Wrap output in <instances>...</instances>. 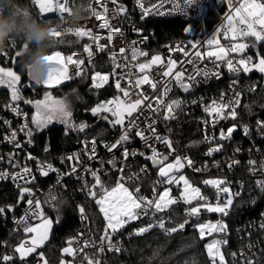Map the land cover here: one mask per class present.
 Here are the masks:
<instances>
[{
  "label": "built area",
  "instance_id": "1",
  "mask_svg": "<svg viewBox=\"0 0 264 264\" xmlns=\"http://www.w3.org/2000/svg\"><path fill=\"white\" fill-rule=\"evenodd\" d=\"M240 2L241 0H232L234 6H239ZM260 2L264 3V0H260ZM90 3L92 8L99 11L104 16V19L108 20L112 28H119L123 35L115 34L111 43H109L107 39L109 29L100 27L103 19H97L92 13L88 14L81 21L80 27H83L85 30L90 29L94 36L101 37L99 44L105 47L103 51H100L97 48V44L89 37L79 38L82 40L81 48L67 54L66 57L75 53L74 59L84 60V64L81 66L83 71L81 75L77 76L76 72L78 69L76 66L68 65V75L71 79L67 80L73 81L88 74L91 87L95 91L105 89L111 80H113L114 89L117 90L115 85L118 79L121 87H129V78L135 80L142 75L135 65L150 61L154 55H160L164 63L153 66L146 72L150 79L157 83V88L153 90L148 84H143L139 89L133 87L131 88L133 93L131 98L133 100L136 99L135 93L139 91H143L149 97L155 98L167 86L170 88V91L163 96L164 102L168 103L178 100L181 101V105L176 109L174 119L164 120L163 108H161L159 113L154 114L146 107H142L139 112L134 113L132 118L125 117L124 126L118 125L120 126V131L113 139L103 141L99 145L96 144L95 155L92 159H89L88 152L91 148L92 140L77 142V147L74 150H70L55 158H49L48 154L50 150L39 151L38 143L35 140L36 125L32 123L29 110L25 109L18 100L13 101L11 99L7 102L0 95V173L7 172L9 174L7 177L0 179V185H10L20 191L23 187L31 190V195L26 193L23 199L20 200L19 198L18 205H11L10 209L7 206L8 211L5 210L4 213H0V228L7 227L6 239L0 240V264L5 263L2 260V257L5 255L13 257L12 260H16L22 264H44V259L36 255L22 260L19 254L14 251L15 247L30 235V233L24 232V224L18 223L21 221V218L27 215V224L29 225H35L41 221L30 211L28 200L32 199L34 202L40 201L41 210L45 217V209L59 202L61 193L67 184L77 181L91 182L94 180L91 171H97L100 178L114 174L117 176V181L123 175L125 184L128 186L137 185L132 189L135 190L136 187H139V194L149 199L153 198L154 193L152 192L150 196H147L143 189V182L148 177L154 178L157 193L162 192L166 187H170L172 188V195L174 197H176L175 195H179L180 186L176 183H159L161 177L158 175V168L153 169L151 165L145 162L144 165L136 167L140 158L152 155L151 148L146 146L144 140L135 135L137 128H133L128 133V140L117 145L112 151L108 150L111 145L116 144L120 140L124 130L129 127L130 119L137 121L138 128L145 130L146 136H151V133L147 131V125L152 120L156 121L154 126L158 134L169 138L175 151L170 153L163 143L154 139H149L147 143L156 148L159 153L168 155V162H174L176 156L190 159L192 166H188L185 162V167L176 172L175 175L178 177L181 174H187L194 184L200 186L201 194L207 198L209 204L215 205L218 199L223 204L228 194L221 192L218 195L216 188L203 183L205 180L223 179L227 182V186L230 187L233 194L239 193V195H233V204L227 216H223L221 213L210 214L208 212H200L198 216H189L187 214L188 210L198 202L195 200L192 205H186L181 203L178 197L177 203L172 206L181 205L184 207L183 215L184 219L187 220L184 229L187 227L196 228V225L208 223L210 220L214 223L222 221L227 226L226 231L216 234L219 236L220 241H226V243L221 245L223 251H229L226 262L228 264H245L246 258H250L253 264H264V229L260 227L264 223V191H261L257 186V181L264 180V131L257 126V121H264V118L245 123L240 120L241 107L244 103V92L246 90L255 91L258 85L250 87L247 77L249 72L240 71L238 74L232 73L228 70L225 62L215 61V58H208L206 55L203 59L194 56L196 50L206 53L209 50L215 49V45L209 46L207 44V41L214 37L218 38L220 44L226 48L230 47L231 43L234 42L230 39L231 33H229V39H225L223 35L227 29L226 16L230 13L229 0H197L193 6H186L184 0H165L163 8L153 10L150 15L145 16L143 19L141 18L143 13L138 7L136 0H129L128 3L117 0L116 4H113L112 0H99V2L91 0ZM160 3L161 0H146L145 8H151L152 5ZM173 4H179L184 8V11L173 10ZM101 5L107 7L108 12L106 14H104ZM118 6L126 9V13L117 14L115 10ZM33 7L39 14L38 9L34 5ZM69 7H74L73 0H69ZM69 15V13H65L64 17L67 18ZM48 16V20H58V24L66 27V25H63L64 20L61 21L56 13H48L45 18ZM168 19H180L184 21L186 23L185 36L164 43H158L154 30L148 27L145 21ZM218 29L220 30L219 34L217 33ZM257 29H259V25H257ZM72 34L66 33L63 36H72ZM133 41H136L135 45H133ZM190 41L197 42V49H192ZM235 42L246 43L249 46L243 53H230V57L234 63L242 56H251L254 62L253 56L250 54L245 55L246 52L253 43L264 45V41H256L254 37H242ZM85 45H91L93 52L91 58L84 51ZM177 45H182L184 51H187L189 55L185 56L183 51L176 50ZM121 47L125 49L123 54L119 52ZM133 47L147 53V56H139L137 60H132L131 50ZM17 51H20L19 40L15 42V47L12 45L7 50V57L4 54H0V66L12 68L18 60V57L15 55ZM113 53H116L115 63L121 65L127 64L126 68H115L116 75H112L114 70ZM169 58L177 62L174 67V73L183 70V80L185 83L188 82V76L194 75L197 70L210 69L218 72V76L209 75L207 78L203 75L196 76V80L189 89V92L185 93L173 76L164 77L162 75L166 70ZM189 60L193 62L189 63ZM216 65H219V67L217 68ZM95 72L109 74L108 82L100 88L93 87L92 76ZM129 72L132 73L131 77H129ZM121 77L123 78L121 79ZM233 81H236L235 85H233ZM0 87L4 88L6 86L0 85ZM236 92L240 93V105L236 109V119L219 120L213 126V117H210L204 111L205 106L209 105L213 100L220 102L222 93L224 94V102H228L234 98ZM118 93L122 97V93L119 91ZM113 98V96H110L101 100L98 104ZM14 108L19 110V115L16 111H13ZM101 114L106 116L111 115V113ZM24 124H27L28 128L32 129L31 138L26 134L27 130L21 131ZM245 126L248 129L247 134L244 131ZM229 128H234L231 137L220 139L221 131L223 130L227 134ZM12 131H16L17 133L16 140L9 142L5 137H10ZM206 135L208 139L205 138ZM29 139H31V143H29ZM17 143L20 147H16ZM218 145L221 146L220 150L208 155L209 149L215 148ZM125 149L130 153L126 160L123 156ZM133 152L137 153V155H131ZM139 153H144V155H140ZM70 155L78 156L79 162L77 163L75 160L68 161L66 158ZM29 156L33 159H29ZM109 161H113V163H109ZM234 161L237 163H233ZM249 161H254L255 164L250 165ZM41 163L45 165L50 164L56 171H49L47 176L42 175L39 171ZM73 164L77 168V172L75 173L71 172ZM230 164L233 166L229 167ZM25 166L32 170L30 173V177L32 178L26 177L28 179L27 183L20 179L13 180L12 174L20 173L21 169ZM85 169H90L91 171H86ZM120 169H123V172ZM196 169L200 170L197 171ZM129 177L135 178L129 180ZM50 196H55L56 200L51 201L49 199ZM199 203H203V201ZM169 209L156 214L168 212ZM84 214L87 219H82L79 212L80 227L76 234L69 239L74 241L72 247L83 248V251L79 252L75 257L68 255V259L65 260L64 264H79L80 257L86 251H99L101 246L100 240H96L89 231V219L86 212ZM155 215L150 212L149 215H142L136 221L146 220ZM163 220L165 221V226L166 223L170 222L168 217ZM135 233L136 230H133V234ZM21 234H26L27 237L15 243L16 237ZM206 237L209 238L210 235H206ZM68 241L67 247L69 246ZM85 241H91L92 244L88 247H83ZM112 242L120 248L119 252H121L122 239L120 238L118 241ZM104 248V252L108 250L106 244ZM41 249L42 247L37 249L36 253H40ZM232 253H236V256L233 257Z\"/></svg>",
  "mask_w": 264,
  "mask_h": 264
},
{
  "label": "snow or ice",
  "instance_id": "2",
  "mask_svg": "<svg viewBox=\"0 0 264 264\" xmlns=\"http://www.w3.org/2000/svg\"><path fill=\"white\" fill-rule=\"evenodd\" d=\"M99 2V0H97ZM113 4L117 3V0H112ZM138 7L141 9L143 15L142 19L150 15L153 10H158L164 7L165 0H161V3L158 5H152L151 8H145L146 0H136ZM197 0H184V4L186 6L195 5ZM32 4L38 9L40 14V19L42 22L49 21L45 19L46 14L48 13H56L60 20L63 21L65 19L64 14L69 13L71 8L69 7V0H32ZM103 7L104 14L108 12L107 7L101 5ZM229 8L230 13L226 16L227 20V29L224 31L223 35L225 39H229V33H231L230 39L234 41L231 43L230 47H224L220 44V40L218 38L209 39L207 44L209 46L215 45L214 50H209L206 53H202L199 50L194 52V56L197 58L203 59L206 55L208 58H215V61L225 62L228 70L232 73H239L243 71L245 73L250 72L252 69H256L257 71L264 73V57H259L258 62L253 63L252 57H241L240 59L233 62V59L230 57V53H243L246 48H248V44L238 41L239 38L242 37H254L256 41H264V3L260 2V0H241L239 6H234L232 0H229ZM173 10H178L180 12L184 11V8L179 4H173ZM116 13H126V9L122 6H118L116 8ZM91 13L96 16L97 19H103V23L100 27L108 28L109 35L107 37L109 43H111L113 36L115 34L123 35L119 28H112L107 19H104V16L97 11L96 9L91 7ZM163 14V13H159ZM257 25H259V29H257ZM219 29L217 33L219 34ZM66 33H73L76 37H89L96 44L97 48L100 51H103L104 45L99 44V40L101 37L94 36L92 31L85 30L83 27H79L74 32L72 29H64L61 24L57 25V28L53 30V37H55V43L60 42V38ZM133 45L136 44V41L132 42ZM191 44L192 49H197V42H189ZM13 47H15V43H13ZM24 48L27 45L23 46ZM176 50L183 51L185 56H188L189 53L184 51L182 45H177ZM84 51L88 54L89 58L92 57L93 52L91 50V45H85ZM132 60H137L139 56H147V53L143 51L137 50L135 47L132 48ZM171 51V49H170ZM119 52L123 54L125 49L123 47L120 48ZM23 53L17 51L15 55L17 57L21 56ZM6 57L8 53L4 54ZM76 56L75 53L64 57L60 51H53L51 55L45 57L50 63L53 65L52 74L49 78L44 81L43 85L45 87L59 85L64 80L71 79L68 75V65H75L78 69L76 75L79 76L82 74L81 66L84 64V60L82 59H74ZM116 53H113V61H114V70L112 75H116L115 68H126L127 64L121 65L119 63H115ZM189 63L193 61L189 60ZM164 61L160 55H154L151 57V60L145 63H138L135 67L138 69L139 73L142 75L137 77L135 80L131 78L128 79L129 87H121V83L119 79L116 82L115 87L119 92L122 93L121 96L114 97L111 100L102 102L95 107L91 108L92 114L98 115L100 113H111L114 120L109 121L113 127L116 125L124 126L125 117L132 118L134 113H137L141 110L142 107H146L149 111L155 113H159L161 108L164 109V120L174 119L175 111L181 105V101L173 100L171 102L165 103L163 100V96L166 95L170 88L165 86L163 92L157 95L155 98L149 97L143 91L136 92V99H132V91L131 88H141L143 84H148L153 90L157 88V83L153 82L150 79L149 75L146 74L147 70L151 69L153 66L162 65ZM176 61L171 58L167 61L166 70L162 73L164 77L173 76L174 79L180 84V87L183 88L184 91H188L192 84L196 80V76L203 75L207 78L209 75H217L218 72H214L210 69L206 70H197L194 75L188 76V82L185 83L183 80V70L176 71L174 73V67L176 65ZM218 68L219 65H216ZM174 73V74H173ZM132 73L129 72V77H131ZM123 77H121L122 79ZM109 74H102L100 72H95L92 76L93 87L100 88L105 83L108 82ZM21 81L20 75H18L12 68L0 67V84L7 85L8 88L12 90V100L16 101L20 99L19 89L17 88V84ZM236 81H233V85H235ZM240 93L236 92L233 99H230L228 102H224V94H221L220 102L213 100L209 105H206L204 111L208 113L210 117H213L212 123L213 126L219 121L223 119H236L237 117V108L240 105ZM50 97L46 94L45 100H37L35 101V107L37 109L36 114L32 117V123L36 125L37 129H41L46 127L48 123H50L54 118H59L62 123H65L71 129L83 132L86 125L80 124L79 126L70 123L71 111L69 110V105L65 101H55L52 103H48ZM26 103H33L32 101H26ZM154 104L156 105L154 107ZM13 111H16L19 115V110L14 108ZM103 119L107 120L108 117L104 116ZM155 120H152L147 125V131L151 133V136L145 135V130L139 129L137 121L135 119H130L129 127L124 130V133L120 137V140L117 141L116 144L111 145L109 147V151H112L113 148H116L117 145L129 139L128 133L133 129L137 128L135 133L136 136L140 137L145 141L146 146L150 147L152 150V155L147 157L152 160L153 164L158 167V175L161 177L159 183L162 184H180L181 182L184 185L183 191L181 193V198L186 204L191 205L193 200H196L197 206H192L188 210L189 216H198L201 212V209H205L209 212H217L221 213L223 216H227L229 214V209L233 204V195H239V193L233 194L230 190V187L227 186V182L223 179H209L203 181L206 185H211L212 187L217 189V193H226L227 199L223 204L219 202V199L215 205L209 204L207 202V198L201 194V191L197 187H193L189 180L184 175H179L178 177L175 175L176 172H179L180 169L185 167V162L188 166H192V161L187 157L176 156L174 162H168V155H163L157 151L156 148L152 147L148 144L149 139H154L160 143H163L168 149L169 152L175 151L172 146V141L167 138L160 136L155 128ZM207 123V122H206ZM257 126L264 131V121H257ZM27 130L26 134L31 138L32 129L28 128L27 124H24L21 128V131ZM234 128H229L227 130V134L222 130L220 133V139H228L231 137ZM245 134H247L248 129L245 126ZM16 131H12L10 137H5L9 142H14L16 140ZM208 139L207 135L205 137ZM29 143H31V139H29ZM16 147H20L17 143ZM221 146H217L215 148L209 149L208 155H211L214 151H219ZM87 148V143H86ZM96 150V142L95 139L91 141V148L88 150L89 159H92L95 155ZM140 155H144V153H139ZM130 153L127 149L124 150L123 156L126 160ZM131 155L135 156L137 153L133 152ZM29 159H33L29 156ZM68 161H77L79 162V157L75 155H70L66 158ZM109 163H113V161H109ZM237 163V162H233ZM250 165L255 164L254 161H249ZM15 166V165H14ZM113 166H115L113 164ZM233 165L230 164L229 167ZM86 171H91L90 169H85ZM199 171L200 169H196ZM31 169L27 166L21 169L20 173L12 174V179H20L24 180L25 183L28 182L27 178L30 177ZM39 171L42 175L47 176L49 171H56L50 164L45 165L41 163L39 165ZM123 172V169H120ZM143 171V169H142ZM71 172H77V168L75 164L71 167ZM9 174L7 172L0 173V179L7 177ZM91 175L93 176L95 183L89 188L88 195L95 200L96 205L99 207V212L103 215L105 220V227L103 230V234L100 236V252H104V245H107V249L109 251H120V248L113 244L112 237L121 229H123L127 224L131 223L134 220L139 219L142 215H149L151 212L153 215L159 212L165 211L169 206L177 203V198L171 197V189L165 188L163 192L157 193L156 189H153V198L149 199L148 197L140 195V188L136 187L134 191L130 190L125 186V178L123 175L117 181L115 187L111 189L105 187L97 171H91ZM135 177H129V180L134 179ZM257 186L264 191V180L257 181ZM99 188V192L96 190ZM24 193H29L31 195V190L27 187L21 188V199H23ZM51 201H55V196H50ZM203 201V203H199ZM28 205L30 211L42 222L38 225H29L27 224V215L21 218V221L18 223L24 224V232L33 234L29 239L21 241L19 245H17L14 249L15 253H18L20 258L23 260L26 256L36 252L38 248H40L44 242L48 238V233L51 229V221L44 217L43 211L41 210L40 201H33L32 199L28 200ZM10 209V206H9ZM5 209L0 208V213H4ZM79 212L81 214L82 219H87L85 216V209L81 206L79 207ZM184 223H180L177 227H173L171 229L166 228L165 221L161 218L155 224L149 223L145 227H141L136 230L137 235H141L154 227H159L164 230L166 234L174 233L178 230H182L185 227ZM262 229H264V223L260 225ZM197 231L201 239H203L206 235H211L214 232H224L226 231L227 226L222 221H217L216 223H203L196 225ZM74 241H68V247L64 248L62 251L64 254L75 257L79 254V252L83 251V248H74L72 247ZM223 243L226 241L213 240L211 243L206 245V249L208 252V256L212 261V264H225V258L220 248ZM92 244L91 241H85L83 247H88ZM251 247V245H249ZM232 256L235 257L236 253H232ZM87 259V257H85ZM13 259V257L5 255L2 257L4 262H9ZM41 259H43V254L41 253ZM47 264V261L44 262ZM61 264H64L62 261ZM87 264H100L98 260L88 259ZM245 264H253V261L250 258H246Z\"/></svg>",
  "mask_w": 264,
  "mask_h": 264
},
{
  "label": "trees",
  "instance_id": "3",
  "mask_svg": "<svg viewBox=\"0 0 264 264\" xmlns=\"http://www.w3.org/2000/svg\"><path fill=\"white\" fill-rule=\"evenodd\" d=\"M120 1L129 2V0ZM16 2L21 7L23 16L26 19L34 17L41 20L37 10L33 7L32 0H16ZM77 3H79V0H73L74 6ZM53 21L58 22V20ZM40 22L43 23L42 21ZM145 23L154 30L158 43L185 36L186 23L180 19L146 20ZM23 46V42L19 41V49L23 54L18 57L17 62L12 66V70L21 77L18 87L22 98L18 101L25 109L29 110L31 117L37 111L35 101L42 98L45 90L50 89L55 95H65L72 90H77L82 98L76 106L73 119L78 126L80 124L86 125L84 131L68 130L62 124L52 125L42 130L36 128L35 140L38 143L39 151L50 150L48 157L55 158L70 150H74L77 147V142L95 139L96 144L99 145L103 141H110L119 133L120 126L112 127V124L102 118L106 115L98 114L94 116L91 112V108L101 100L110 96H120L113 87V80L101 91L92 89L88 74L57 87L47 88L43 85H38L31 80L24 69ZM81 46V39L72 36H62L60 42L55 43L49 49V54L53 51H62L65 54H69L79 50ZM248 54L253 56L254 63L258 62L259 57H264V45L253 43L245 55ZM247 77L250 87L252 85H258V87L255 91L246 90L244 92V103L241 107L240 115V120L243 123L264 118V73L252 69ZM0 95L7 102L12 99L11 91L7 87H0ZM26 101H32L33 103H26ZM106 117L113 120L110 116ZM141 165H144V158L139 159L136 167ZM100 180L105 187L111 189L117 183V176L114 174L103 176ZM94 183L95 180L91 182L77 181L67 184L61 193L59 202L45 209V217H52L55 221L50 240L42 247L40 252L43 254V259L47 261V264H61L62 261L65 262L68 259V255L64 254L62 250L67 247V241L76 234L80 227L79 207L81 206L85 209L89 219V231L96 240H100L105 227V220L99 212V207L96 205L95 200L88 195V190ZM135 186L137 185H130V188ZM155 186L156 183L153 177H148L144 180L143 189L147 196L152 194ZM96 190L99 192V188ZM20 196L21 191L19 189L6 184L0 185V208L8 211L7 206L18 205ZM183 210V206L174 205L170 207L168 212L156 214L149 219L129 224L112 237V241L122 239L121 252L88 250L80 257L79 264H87L88 259L98 260L100 264H182L188 256L191 257L189 264H212L205 250L208 237L201 239L197 228L187 227L169 235L159 227H154L141 235L133 234V230L147 226L149 223H156L161 218L165 219L167 217L170 222L166 223V227L169 229L177 227L180 223H184ZM6 237L7 227L0 228V240H4ZM25 237H27L26 234L18 235L14 242L16 243ZM228 254L229 251L226 250V257ZM4 264L22 263L11 260Z\"/></svg>",
  "mask_w": 264,
  "mask_h": 264
},
{
  "label": "clouds",
  "instance_id": "4",
  "mask_svg": "<svg viewBox=\"0 0 264 264\" xmlns=\"http://www.w3.org/2000/svg\"><path fill=\"white\" fill-rule=\"evenodd\" d=\"M90 13V0H79L64 19L66 27L63 28L74 32ZM40 21L34 17L26 19L16 0H0V54H5L17 40L27 45L24 48V69L38 85L52 74L53 65L45 57L50 55L49 49L55 44L56 38L52 33L58 25L51 19L43 23Z\"/></svg>",
  "mask_w": 264,
  "mask_h": 264
},
{
  "label": "rangeland",
  "instance_id": "5",
  "mask_svg": "<svg viewBox=\"0 0 264 264\" xmlns=\"http://www.w3.org/2000/svg\"><path fill=\"white\" fill-rule=\"evenodd\" d=\"M213 50H214V49H213ZM23 52H24V50H23ZM60 52L62 53V55H63L64 57H66L67 54L63 53L62 51H60ZM50 55H51V54H50ZM253 63H254V62H253ZM0 67H1V66H0ZM5 68H6V67H5ZM31 80H32V79H31ZM73 81H74V80H73ZM33 82H34V81H33ZM67 82H70V81H69V80H64V81H63L62 83H60L59 85H53V86H49V87H47V88L57 87V86H60V85H62V84H64V83H67ZM0 85H4V86L7 87V85H5V84H0ZM41 85H43V84H41ZM18 86H19V84H17V88L19 89ZM43 86H44V85H43ZM44 87H45V86H44ZM9 89H10V88H9ZM10 91H11V96H12V90L10 89ZM19 94H20V99H21L22 96H21L20 90H19ZM46 94L50 97V100L47 101L48 103H52V102H55V101H65V102L69 105V110L71 111L70 123H71V124H75V125H77L76 123H74L73 115H74V112H75V110H76V106H77V104H78L79 101H81V99H82L81 96L79 95L78 91H77V90H72V91L66 93L65 95H55V94L52 93V91H51L50 89H48V90H45V92H44L42 98L40 99L41 101H44V100H45ZM117 96H118V95H117ZM96 105H98V103H97ZM96 105H95V106H96ZM95 106H94V107H95ZM92 108H93V107H92ZM100 114H101V113H100ZM107 116H110L113 120L115 119V117H113V116H111V115H107ZM56 124H62V125H64L68 130H72L70 127H68V125H66L65 123H62L61 120H60L59 118H54L50 123L47 124L46 127L41 128V130H42V129H46V128H48V127H50V126H52V125H56ZM77 126H78V125H77ZM178 135H179V134H178ZM182 175H184V176L189 180V182L191 183V185H192L193 187H197V188H199L200 191H201L200 186L197 185V184H194L193 181H192V179H190L189 176H188L187 174H182ZM177 185L180 186L179 195H175L176 197H174V196L172 195V188L167 187V188H170V189H171V193H170V195H171V197H174V198H178V197H179L180 202L186 204V203L183 201V199L181 198V193H182V191H183L184 185H183L182 182H181L180 184H177ZM125 186L128 187L130 190L134 191V189L130 188V186H128L127 184H125ZM114 187H115V186H114ZM163 191H164V189L162 190V192H163ZM194 202H195V200H193L192 204H193ZM192 204H191V205H192ZM186 205H189V204H186ZM171 206H172V205H171ZM171 206H169L165 211H167ZM193 206H197V204H195V205H193ZM191 207H192V206H191ZM163 212H164V211H163ZM201 212H208V213H210V214H217V212H209V211H207V210H205V209H203V208L201 209ZM102 217H103V215H102ZM46 218H47L48 220L51 221V229H50V231H49V233H48V238H47V240L44 242V244H43L41 247H43V246H44V245L50 240L51 231H52V228H53L54 223H55V221L52 219V217H46ZM103 219H104V218H103ZM41 222H42V221H39V222L36 223L35 225H38V224H40ZM133 222H136V220L132 221L131 223H133ZM208 222L214 223V222H212V220H210V221H208ZM131 223H129V224H131ZM129 224H127L125 227H127ZM201 224H203V223H201ZM35 225H33V226H35ZM216 233H219V232H214V233H212V234L210 235V237H209L208 240L206 241V245L209 244V243H211L213 240H219V236H218ZM28 234H29V233H28ZM32 235H33V234L30 233V235H29V237H28L27 239H29ZM205 237H206V236H205ZM206 245H205V250H206V252H207ZM41 247H40V248H41ZM38 249H39V248H38ZM220 250H221V252H222L223 255H224L225 263H227V262H226V261H227V258H226V255H225V251H223L222 248H220ZM36 252H37V250H36ZM36 252H34V253H32V254L26 256L24 259H27L28 257H30V256H32V255H36L37 257L41 258V253H36ZM207 255H208V252H207ZM24 259H23V260H24ZM190 260H191V257L188 256V257L184 260V262H183L182 264H189ZM227 264H228V263H227Z\"/></svg>",
  "mask_w": 264,
  "mask_h": 264
},
{
  "label": "water",
  "instance_id": "6",
  "mask_svg": "<svg viewBox=\"0 0 264 264\" xmlns=\"http://www.w3.org/2000/svg\"><path fill=\"white\" fill-rule=\"evenodd\" d=\"M50 17H51V16H50ZM47 18H49V16L46 17L45 19H47ZM72 37L79 39V38L76 37L74 34H72ZM182 90H183V89H182ZM183 92L188 93L189 90H188V91H184V90H183ZM30 107H31V106H30ZM106 121L109 123V121H111V119L108 118ZM112 127H113V126H112ZM147 157H149V156L144 157V162L147 163V164H149V165H151V167H152L153 169L158 168L156 165L153 164L152 160L148 159ZM25 194H26V193H24V196H25ZM24 196H23V197H24ZM20 200H21V197H20Z\"/></svg>",
  "mask_w": 264,
  "mask_h": 264
}]
</instances>
